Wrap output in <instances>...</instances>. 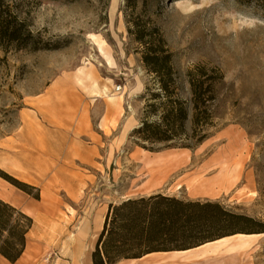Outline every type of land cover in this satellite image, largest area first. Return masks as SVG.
I'll use <instances>...</instances> for the list:
<instances>
[{
    "label": "rangeland",
    "instance_id": "1",
    "mask_svg": "<svg viewBox=\"0 0 264 264\" xmlns=\"http://www.w3.org/2000/svg\"><path fill=\"white\" fill-rule=\"evenodd\" d=\"M15 1L40 48H0V198L19 194L29 235L54 245L110 204L159 192L253 217L242 245L223 247L232 264H264V0H138L133 12L126 0ZM132 15L162 33L182 96L191 65L224 74L216 126L194 147L149 151L130 136L153 87Z\"/></svg>",
    "mask_w": 264,
    "mask_h": 264
},
{
    "label": "trees",
    "instance_id": "2",
    "mask_svg": "<svg viewBox=\"0 0 264 264\" xmlns=\"http://www.w3.org/2000/svg\"><path fill=\"white\" fill-rule=\"evenodd\" d=\"M137 1L126 0L130 11ZM138 16L130 17L127 29L140 47L141 61L153 87L146 86L143 117L130 136L149 151L194 147L216 126L214 103L224 74L216 66L191 65L183 72L187 96H182L173 53L162 33ZM26 47L40 48L30 24L15 0H0V48L8 52ZM4 178L31 195L26 189L29 185L5 175ZM32 196L39 198L38 194ZM32 224L31 216L0 198V255L15 262L24 250ZM256 224L253 217L230 210L216 200L183 199L159 192L127 198L109 205L92 251V264H116L153 251L184 250L225 236L253 232Z\"/></svg>",
    "mask_w": 264,
    "mask_h": 264
},
{
    "label": "crops",
    "instance_id": "3",
    "mask_svg": "<svg viewBox=\"0 0 264 264\" xmlns=\"http://www.w3.org/2000/svg\"><path fill=\"white\" fill-rule=\"evenodd\" d=\"M8 199L11 204L16 202L11 195ZM102 223L98 220L94 228L84 223L75 230L66 229L64 240L54 245L29 235L31 227L20 257L11 263L0 255V264H92V251ZM222 238L184 250L153 251L137 258H124L116 264H232L229 256L234 252L232 247H223L225 243L211 244ZM48 254L49 258L44 259Z\"/></svg>",
    "mask_w": 264,
    "mask_h": 264
},
{
    "label": "bare ground",
    "instance_id": "4",
    "mask_svg": "<svg viewBox=\"0 0 264 264\" xmlns=\"http://www.w3.org/2000/svg\"><path fill=\"white\" fill-rule=\"evenodd\" d=\"M11 197L17 199L19 197V194L16 193V192L15 193L12 192ZM244 239H245V235L244 234H236V235L228 236L226 238H222L221 240H217L216 242H213L211 244L220 245V244L226 243V242H228L230 240H233L234 242H236V244L242 245V242L244 241ZM232 247H234V245H232Z\"/></svg>",
    "mask_w": 264,
    "mask_h": 264
},
{
    "label": "built area",
    "instance_id": "5",
    "mask_svg": "<svg viewBox=\"0 0 264 264\" xmlns=\"http://www.w3.org/2000/svg\"><path fill=\"white\" fill-rule=\"evenodd\" d=\"M48 258H49V255H48V257L46 259H48Z\"/></svg>",
    "mask_w": 264,
    "mask_h": 264
}]
</instances>
